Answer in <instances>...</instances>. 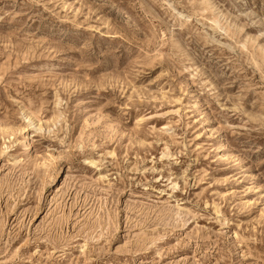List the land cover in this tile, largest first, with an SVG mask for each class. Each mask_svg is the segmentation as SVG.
Returning <instances> with one entry per match:
<instances>
[{
	"label": "rangeland",
	"instance_id": "rangeland-1",
	"mask_svg": "<svg viewBox=\"0 0 264 264\" xmlns=\"http://www.w3.org/2000/svg\"><path fill=\"white\" fill-rule=\"evenodd\" d=\"M0 264H264V0H0Z\"/></svg>",
	"mask_w": 264,
	"mask_h": 264
}]
</instances>
